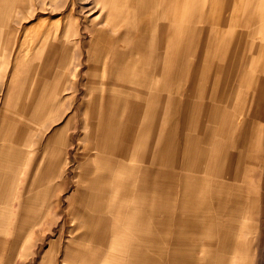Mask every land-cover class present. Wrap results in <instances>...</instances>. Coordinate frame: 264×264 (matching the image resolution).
I'll return each instance as SVG.
<instances>
[{
    "label": "rangeland",
    "instance_id": "obj_1",
    "mask_svg": "<svg viewBox=\"0 0 264 264\" xmlns=\"http://www.w3.org/2000/svg\"><path fill=\"white\" fill-rule=\"evenodd\" d=\"M12 1L0 264H264V0Z\"/></svg>",
    "mask_w": 264,
    "mask_h": 264
},
{
    "label": "crops",
    "instance_id": "obj_2",
    "mask_svg": "<svg viewBox=\"0 0 264 264\" xmlns=\"http://www.w3.org/2000/svg\"><path fill=\"white\" fill-rule=\"evenodd\" d=\"M120 1H122V2H120ZM135 2H136V0H134ZM8 3H9V8L11 9V13H10V15H9V22H10V24H9V22H8V24L5 22V21H3L2 20V18H1V15H0V35H1V32H2V30H4V33L6 32L9 36V39H8V42H9V45H10V49H9V54H10V56H11V59H13V48H14V36H13V30H14V26H13V19H14V7H13V1L12 0H8ZM111 3H118V4H122V3H124V1L123 0H99L98 1V4L100 5V7H101V11L99 12V14H101V16L103 17V12H106V14H108L109 13V10H108V5L109 4H111ZM139 3V2H138ZM152 3V2H151ZM216 3H219L218 1L216 2ZM163 4V15H162V22H161V24L160 25H158V29H162V30H166V31H168V30H170V29H172V28H174V27H172L173 26V23H172V12L174 13V10H172V1L171 0H163L162 2H161V5ZM203 4H205V3H203V2H201V1H199L198 2V5H203ZM236 5H237V7H238V4L237 3H235ZM150 5H153V3L152 4H150ZM224 4H222V6H223ZM140 6V5H139ZM217 6V5H216ZM58 7V6H57ZM60 8H61V5H60ZM239 8V7H238ZM104 10V11H103ZM158 10V9H157ZM241 11V10H240ZM141 12V11H140ZM145 12V10H143L142 11V13H141V15L143 14ZM239 12V11H238ZM234 13H237L236 11L234 12ZM70 14L72 15L73 14V8H72V10H70ZM156 17H157V12H156V16L155 17H151V19H150V23L152 24V22L156 19ZM105 22H107V15H106V17L103 19ZM184 21V18H183V15H180L178 18H177V21ZM226 21V20H225ZM104 22V23H105ZM71 23H72V21H71ZM57 28V27H56ZM107 29H110L107 25H103L100 29H98V30H107ZM61 30V29H60ZM60 31H59V33H57V34H55V38L53 39V45L56 47V50H55V54L56 55H59V61L60 60H62V57H61V52H62V46L64 45V47H66V46H68V44H70V43H72V41H68V40H66L65 39V41H61V35H60ZM159 39V38H158ZM165 39V38H164ZM62 43H64L63 45H62ZM171 42H169V43H167L166 42V44H170ZM61 70V69H60ZM256 166V165H255ZM246 168L248 169V167L246 166ZM249 171H251V169H249ZM233 192H237L238 193V190L236 189V190H234ZM237 193H233L232 194V199H235L236 197H237ZM239 194V193H238ZM254 196V195H253ZM238 197H239V195H238ZM254 197H253V199H252V202H251V200H250V203H251V205H252V203L254 202ZM258 199V198H257ZM226 232L225 231H218V235L220 236V238L221 237H223V240H224V234H225ZM149 234H150V236L152 237V233H151V230L149 231ZM233 244H235V246H238L239 244H237V243H233ZM254 246V245H253ZM135 247H138V246H135ZM151 247H152V244H151V241L149 242V246H148V252H147V261L149 262V264H151V262H152V258H153V255H152V253H153V251L151 250ZM254 252H255V248L254 249H252ZM134 252H135V249L133 248L132 250H129L128 252L127 251H124V252H119L118 253V262H117V264H126L127 263V261H131L132 260V258H133V255H134ZM120 261V262H119ZM122 262V263H121ZM100 263H105V264H113V263H111V262H106V261H104V262H100V261H93L92 263H90V264H100Z\"/></svg>",
    "mask_w": 264,
    "mask_h": 264
},
{
    "label": "bare ground",
    "instance_id": "obj_3",
    "mask_svg": "<svg viewBox=\"0 0 264 264\" xmlns=\"http://www.w3.org/2000/svg\"><path fill=\"white\" fill-rule=\"evenodd\" d=\"M53 1V0H52ZM45 41V40H44ZM17 245V244H16ZM17 248V247H16ZM18 250V249H17ZM113 250V249H112ZM115 252V251H114ZM15 253H16V251H15ZM82 255V254H81ZM86 255V254H85ZM84 255V256H85ZM102 255V254H101ZM100 255V259H102V256ZM14 256V255H13ZM66 259V258H65ZM82 259V258H81ZM106 259V258H105ZM109 259V258H108ZM16 260V259H15ZM14 260V261H15ZM68 260V259H67ZM110 260V259H109ZM118 260V259H117ZM69 261V260H68ZM71 261V260H70ZM11 262V261H10ZM100 262H102V261H100ZM120 262V261H119ZM15 263V262H14ZM122 263V262H121ZM74 264V263H73ZM76 264V263H75ZM100 264H102V263H100ZM103 264H105V263H103Z\"/></svg>",
    "mask_w": 264,
    "mask_h": 264
}]
</instances>
